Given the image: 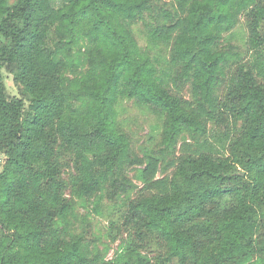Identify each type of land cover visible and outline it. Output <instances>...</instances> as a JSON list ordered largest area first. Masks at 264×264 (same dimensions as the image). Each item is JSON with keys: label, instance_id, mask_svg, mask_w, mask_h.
Instances as JSON below:
<instances>
[{"label": "trees", "instance_id": "trees-1", "mask_svg": "<svg viewBox=\"0 0 264 264\" xmlns=\"http://www.w3.org/2000/svg\"><path fill=\"white\" fill-rule=\"evenodd\" d=\"M174 4L172 14L155 11L153 0H70L61 9L0 0V264H264V0ZM154 15L142 49L132 25ZM239 16L249 58L221 44ZM80 40L86 68L70 78L65 52ZM3 67L28 93L29 117L23 100L7 98ZM123 101L155 114L164 157L182 134L205 135L209 123L240 127L232 140L213 132L171 162L161 182H151L158 159L147 156L138 178L162 191L122 201L116 212L138 245L106 261L68 228L74 209L63 166L78 198L107 191L113 200L133 187L124 168L141 162L129 159L117 125Z\"/></svg>", "mask_w": 264, "mask_h": 264}, {"label": "rangeland", "instance_id": "rangeland-1", "mask_svg": "<svg viewBox=\"0 0 264 264\" xmlns=\"http://www.w3.org/2000/svg\"><path fill=\"white\" fill-rule=\"evenodd\" d=\"M69 1L50 0L52 7L55 9H61ZM153 4L155 11L161 9L173 14L175 10L174 0H153ZM155 16H147L141 22L132 25L133 34L142 49H146L143 33L144 25L153 21ZM242 22V17H237L235 27L222 34L221 44L222 46H232L233 51L240 53L243 58H249L253 52L248 51L247 47L242 43L244 37V30L241 26ZM51 42L52 38L49 42L50 45ZM85 48L86 41L80 40L71 50L65 52L67 57L74 62L75 68L73 69L76 70V73L68 70L65 76L73 78L85 70L86 67L82 61ZM168 51L169 49L167 48L164 53L168 54ZM262 51H264V46L262 47ZM78 61H81L80 64ZM227 71L222 88L228 85L233 68ZM1 73L7 98L23 100L25 116L29 117L30 97L28 93L24 91L21 85L14 81L13 73L9 68L3 67ZM181 94L186 101L192 103L189 86H186L181 91ZM222 122H219V124L209 123L205 135L193 137L187 133L182 134L177 140L174 155L164 157L162 155L165 154H159L162 146L158 138L155 114L148 107L138 106L133 101H123L118 108L117 125L127 136L129 159L141 162V165H127L124 168L126 182L130 183L133 187L129 191L118 192L113 200H109L107 191H97L90 196L78 198L75 189L71 186L73 184L74 172L69 164L64 165L63 176L68 185L64 189L63 194L64 197L71 201V207L74 209V213L70 218L71 225L68 228L75 229L78 235L86 237V242L94 246L106 261L113 260L125 244H130L132 248H136L138 239L135 236V228L128 224L126 220L119 219L120 213L116 211H118L122 201L125 199H133L148 192L159 193L162 191V187L159 184L156 186H153L151 183L144 184L138 178V176L142 175L141 171L148 166L149 161H146L147 156L158 159V164L151 175V180H153L151 182H161L173 172V168L170 167L171 162L185 153L197 150L201 142L205 139L210 140L213 132H216L220 138H224V135L228 134L230 140L234 139L238 133L240 124H232L228 121L223 124ZM5 162L6 157L0 153V173ZM99 198L101 200H98ZM99 201L101 211L97 213L95 206ZM108 205L114 206L110 208ZM145 244L149 243L146 242ZM145 248H147L146 245L140 249L141 252H144Z\"/></svg>", "mask_w": 264, "mask_h": 264}]
</instances>
